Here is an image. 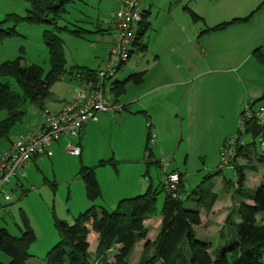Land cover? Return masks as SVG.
<instances>
[{
    "label": "rangeland",
    "instance_id": "obj_1",
    "mask_svg": "<svg viewBox=\"0 0 264 264\" xmlns=\"http://www.w3.org/2000/svg\"><path fill=\"white\" fill-rule=\"evenodd\" d=\"M140 2L141 11L150 9V29L142 38V43L147 44L146 50L144 52L134 51L129 59L130 63H135L136 59L140 58L138 63L131 64L134 71L142 66L143 61H148L151 55L169 52L173 46L182 50L181 55L183 57L193 58L195 62L199 63L201 55L194 40L200 33L202 22L192 23L191 19L193 20V18L189 12L187 14L186 7L198 13L210 26L212 24L210 23L212 20L211 14L221 11L222 15H224L228 0H142ZM28 5L22 0H0V21L8 15L24 18L26 11L29 9ZM256 7L257 5L249 10H254ZM119 9L120 3L116 0H79L66 8V12L61 16L62 20L58 22V27L62 28L67 25L70 29L74 28V26L78 29H83L86 38L83 40L76 36L74 37L66 30L56 31L57 34L55 35H58V38L63 43V55L66 62L64 68L66 72L62 75V79L55 82L50 89V94L43 105L46 110H55L60 103L56 102L57 100L64 103L70 102L75 97L77 90L82 88L79 87L77 81L72 80L75 73L72 74V77L68 74L72 67L95 68L101 62L102 57L105 60L108 59L109 55L107 52H109L115 39L111 14L116 13ZM263 16L264 8H262L259 16L253 18V21L259 20L258 28L262 29L264 28V18L261 19ZM11 24L6 26L10 27ZM46 31L51 32L52 27L44 24H29L25 20L16 22L15 32L17 34L0 38V65L21 57L22 66L26 68L31 65H37L46 74L50 70L48 49L44 44ZM206 41L209 40L205 37L201 40L202 43H206ZM259 44L264 46V36ZM244 48L245 52L248 53L247 43ZM253 59L254 57L249 58V55L245 56L238 72L230 67L234 77L214 75L212 78L207 77L202 80V88L197 90V96L195 95L194 99L197 102L194 103L192 111L197 118L196 126H189L187 120L182 121L183 137L180 145L178 144L180 140L178 119L174 122L175 117L172 118V116L171 121L160 120V125L165 126L161 129L162 135L164 133H177V136L175 140L171 141L170 149L155 150V156L160 160L161 163L159 162V164L161 165L159 166L158 163V165H151L149 167L150 176L145 173L146 166L141 169V165L138 163L140 161L145 162V158L136 149L139 143L138 139H140L138 135L140 127L138 120L132 118L121 126L115 127L108 120V117L111 119L110 116H101L103 117V122H101V117H98L97 120L101 122V125L98 130L89 136L84 149H89L87 154H85L86 160L94 164V168L99 165V163L97 164L94 161L97 152H101L99 154H103L107 159L105 166H100L98 170L94 169L95 179L98 180L104 193L103 207L107 210H113L116 207L118 199L114 203L111 197L116 193L115 189L120 187L123 190L132 189L141 193L149 188L150 182H153L154 188H158L163 183L162 167H165L164 170L166 172H171L173 169L179 170L180 173H183L186 183L191 184L193 182L194 185V182L198 184L204 180L205 184L210 185L213 191L221 192V187L216 183L218 181L217 177H214L213 180L211 179L212 177L206 179L209 176L206 174L216 172V167L220 166L221 145L217 147L218 142L225 137L227 139L230 136V138L235 137L240 127L241 141L245 147L252 148L253 144L250 137L244 135L243 123H241L239 113L242 108L254 101L256 103L255 109L264 108V63L256 58L258 65ZM112 61L114 60L112 59ZM227 66L226 61V64L218 67L229 68ZM148 68L152 69V71L149 76H145L143 86L140 84L137 86L132 82L125 84V92L119 97L121 104L132 103L131 101L136 99L141 93L149 90L150 85L147 83L153 73L152 64ZM127 69L128 66L123 65L122 70L115 78L123 80L129 75H125ZM94 71L96 70L94 69ZM236 76H242L244 79L243 84H241L243 85V104L239 110H237V105L233 101V97L240 93V83H238L239 86L234 85ZM114 80L112 78L109 79L106 85L109 86ZM7 83L15 92H19L13 80L9 79ZM170 93L172 97H175L177 89L173 88L172 91H169L166 98H168ZM70 97L71 100L68 101ZM106 97L113 99L110 94H107ZM132 106L135 109L134 104ZM24 110L25 115L21 119L22 121L16 124L11 132V140L15 139L16 133L24 130L30 131L40 122L42 123V119H40L41 110L37 106L26 104ZM203 114H205V119L202 120ZM1 118H3V113H0ZM144 125L146 126L145 122ZM151 130L153 131V129ZM187 133H190L193 138L191 142H187L184 138ZM196 141H202V143H195ZM257 142H255V146L261 150L260 142L258 144ZM64 143L61 147L52 146L50 148V157L42 156L36 160L37 162H30L31 166L24 169L26 178L19 181L22 183V187H17L14 180L11 182L9 186L11 202L4 210H0V229H5L12 236L20 237L21 231L24 229L22 219L25 218L34 233L35 242L30 244L29 253L32 257L28 259V264H45L44 256L59 241V234L55 228L56 221L72 224L74 217L90 206V202H88L89 206L87 207L84 184L77 176L82 168L81 166H83L82 160L66 152V142ZM7 144H9L8 140H0V150H3ZM107 150L108 155H106ZM111 150H114L115 154ZM141 157L142 159L134 161ZM128 161H132V163L129 165L122 164V162ZM238 161L240 164L247 163L241 159ZM168 164L169 167L166 166ZM252 165L258 164L253 162ZM135 167H139L138 171L135 170ZM202 169L207 171H201ZM258 169L259 172L263 173V166H258ZM231 172L223 169L218 174L221 180L226 178L232 181L234 173ZM243 173L247 177L252 174L248 169L244 170ZM190 184L184 187L186 192H189L190 188L195 186L191 184L190 187ZM164 198L165 194L163 192L157 196V201L155 202L158 212L161 209ZM237 198L239 196L235 195V197H232V201L228 199L223 201L225 206H223L222 212L226 217L234 216V207L237 206L236 201L239 200ZM159 220L157 216V218L146 222L148 240L156 238L158 226H160ZM214 227L215 225L212 226L213 229L210 231L196 228L195 233L200 240L202 237L205 240L209 239L208 241L211 242L210 250L214 249L216 252L220 244V240L217 237L220 230L217 229L218 227ZM217 230L218 232H216ZM89 241H92V236H90ZM142 244L143 242H139L135 246L134 252L128 259V264L138 263ZM8 260V256L0 252V263H7Z\"/></svg>",
    "mask_w": 264,
    "mask_h": 264
},
{
    "label": "trees",
    "instance_id": "obj_2",
    "mask_svg": "<svg viewBox=\"0 0 264 264\" xmlns=\"http://www.w3.org/2000/svg\"><path fill=\"white\" fill-rule=\"evenodd\" d=\"M22 1L29 4L25 17L8 15L2 19L0 38L16 35L15 23L18 21L25 20L29 24H44L52 27L51 32L46 31L44 34L50 70L45 74L37 65L25 68L21 64V57L0 65V113H3V118L0 119V140L9 141L6 149L15 140H11V132L14 126L22 121L25 115L24 106L33 104L42 110L53 84L61 80L66 72L63 43L58 35H55L56 31L66 30L74 37L83 40L86 38L83 29L75 26L70 29L67 25L58 27V22L62 20L61 16L66 12V8L79 0ZM263 4L264 1L255 11L243 18L232 19L213 28H207L204 32L216 31L237 23L247 24ZM149 12L150 9L140 13L142 19L133 44V48L137 49L130 51L131 55L134 51L144 52L147 48V44L142 43V38L150 29ZM187 12L195 21L203 20L197 13ZM8 24L11 26H6ZM255 55L257 60L264 63V54L261 50L257 49ZM74 73L72 80L80 84L89 82L93 86L98 85L96 79L98 71L74 66L68 74L72 77ZM143 76L144 72H140L130 74L123 80L115 79L109 84L107 91L114 102H118L117 99L125 92V84L127 82L141 84ZM9 79L13 80L19 92H15L10 87L7 83ZM255 105V102L249 104L252 112L255 111ZM243 114L244 110L241 112V117ZM242 123L244 135L250 137L253 147L244 146L239 127L236 134L235 154L230 160L232 167L228 169L234 173V176L232 181L223 178L227 187L235 190L232 192V197L237 195L239 200L234 207V216H227L224 226L219 231L217 237L220 244L216 252L214 249L210 250L211 242L203 238L198 239L195 233L196 228L203 222L200 210L203 209L207 213L216 201V194L210 185L205 184V181L186 192L182 176L177 172L180 182L174 194L167 192L162 183L158 188L145 189L144 193L132 199H122L116 203L113 210H107L95 204L101 200V192L95 179L94 168L82 166L77 176L84 184L85 197L90 202V207L74 217L72 224L55 222L59 241L44 256L45 264H128V259L139 242L143 244L137 264H264V174L254 189L249 190L243 186L244 170L248 169L251 173H256L259 171L258 166L264 167V150H259L255 146L256 141L258 144L264 140V124L259 125L255 118ZM149 151L147 142L144 151L146 159L150 157ZM240 159L247 163L240 164L238 161ZM253 162H257L258 165H252ZM104 163L105 161H102L100 165ZM162 192L165 198L158 212L155 201ZM157 216L161 220L157 236L153 240H148L146 222ZM22 220L24 229L20 237L12 236L5 229H0V252L9 258L7 263L0 264H28V259L32 257L29 248L30 244L35 242V236L25 218ZM91 233L96 235V241H89Z\"/></svg>",
    "mask_w": 264,
    "mask_h": 264
},
{
    "label": "crops",
    "instance_id": "obj_3",
    "mask_svg": "<svg viewBox=\"0 0 264 264\" xmlns=\"http://www.w3.org/2000/svg\"><path fill=\"white\" fill-rule=\"evenodd\" d=\"M261 1L262 0H228L227 8L224 9V11H225L224 15H222L221 11H218L216 13L211 14L212 20L210 23H212V24L210 26L207 24V22L204 19L202 21L201 20L195 21L194 19L193 20L191 19L192 23L202 22L201 23L202 25H200V27H201L200 33L196 36V38L194 40V43L198 48L197 50L199 51V53L201 55L199 63L195 62V59H193V58L188 59L186 57H183L181 55L182 50H180V48H178L176 46H173L171 48V50H169V52H164L162 54L156 53V54L151 55L150 59L148 61L146 60L145 62L143 61L142 66L140 68H138V70H135V71L132 70L131 64L138 63L140 61V58L138 57L136 59L135 63L134 62L130 63L129 60L126 62L128 69L126 70V74L124 72L125 75L144 72V76H143L144 79L140 85H142L145 82V76H149L150 72L152 71V69L148 68V66L150 64H152L153 73H152V76H150V79L147 83L150 85V88L146 92L141 93L136 99L131 101L132 103H129V104L123 103L124 105L123 104L122 105L124 106V109H125L124 112H122L120 114H116V116L108 114V113H103V115L110 116L111 119L108 117V120H110V122L113 123V125L115 127L121 126L127 120H130L132 118L138 120V123L140 124L139 130H138V135L140 136V139H138L139 143H138V146L136 147V149L139 151L140 155L144 158H145V152L144 151L146 149V144H147L148 139H149L148 135L149 134L154 135L155 146L153 148H151L149 151L150 157H148L147 159L145 158L144 163H143V161L138 162L141 165L140 166L141 169H142V167L146 166V171H145L146 175H148V176L151 175V172L149 169V167L151 165H155V164L158 165L160 162V160H158L157 157L155 156V150L161 149L163 151V149H170L169 146L171 145V141L175 140L176 136H177V133H173V134H171V133L165 134L164 133V135H162L161 129H163L165 126L160 125L161 119L171 121L172 116H173L172 118L175 117L174 122H176L178 119V123H179L178 126L180 128L179 129L180 140H179L178 144L180 145V143L182 142V137H183L182 126H181L182 121L187 120L189 123V126H191V125L196 126L195 124L197 123V118H196V115L194 113H192V111H193L194 103L197 102L196 100H194L195 95L197 96V90H198V88H202V85H201L202 80H204L207 77L212 78V76H214V75H224V76L234 77L232 75V71H230V69L231 68L235 69L237 72L240 71L241 64L243 62L242 59L247 55H249V58L254 57L253 60L258 64V62L256 60L257 57L255 55V51L257 49L261 50L262 52L264 51V46H260V44H259V43H261L263 36H264V28L263 29L258 28V23H259L258 21L259 20L257 19L256 21H253V18L255 16H259V14H261L262 8H264V4L262 5L261 8H259L258 11H256L253 14L252 18L250 19V22H248L247 24H238L237 23V24L229 25L225 28H222V29H219L216 31H212V32H204V30H206L207 28H213L219 24L228 22L232 19L243 18V17L247 16L248 13L250 14L251 12L255 11L256 8L260 4H262ZM256 5H257V7L254 8V10H249L250 8L252 9V7H254ZM187 11L194 12V10L188 9V7H186V12ZM187 14H188V12H187ZM263 18H264V16L261 19H263ZM113 33H114V31H113ZM202 36L207 38L209 41H206V43H202L201 42V40L203 38ZM246 43L248 44V49H247L248 53L245 52V48H244L246 46ZM112 46H113V44H112ZM134 48H133V50H134ZM135 49H137V48H135ZM226 61L228 64L227 67H229V68L224 69V68L218 67L219 65L226 64ZM104 62H105V59L102 57L101 62H99L95 68H89V67H85V68H87V69L89 68V70H92V71H94V69L96 71H101L105 67V66H103ZM82 67H84V66H82ZM122 68L117 72V74L122 70ZM235 78H236L235 79L236 83L234 85L239 86L238 83H240V90H239L240 93L238 95H236L235 97H233L234 98L233 101L237 105V110H239V109H241L242 104H243V98H242L243 97V85H241V84H243L244 79L242 76H236ZM108 80L105 81V83H104L105 87H103V91L105 92V95L109 94V91H107L109 89V86L106 85ZM116 80H121V79L117 78ZM82 84H84V82L81 84L78 82L79 86H81ZM137 86H139V84ZM173 88L177 89V95L175 97H172L171 93H170L168 95V98H166V95L169 93V91H172ZM106 92H107V94H106ZM109 99L113 100L111 98H109ZM119 99L120 98L117 99L118 103H122L121 100H119ZM70 100H71V97L68 101H70ZM56 102H60L57 105V108L55 110L52 109V110H47V111L52 112V113L59 112L61 110L63 104H65L64 102H61L60 100H57ZM132 104H134L135 109H133ZM242 109L240 110V113H239L240 119H241ZM42 110H46V108L43 107ZM103 115L99 114L96 117L98 118V117H101ZM118 116H120V117H118ZM203 119H205V114H203V116H202V120ZM101 122H103V117H101ZM101 122H98V120H96L94 122L92 121V122L87 123L86 126L84 127V129H82L83 131H82L79 139H77V140H71V139H65L64 138V139H61L59 142H56L52 146L55 147L57 145V146L61 147V145L65 144L64 142L72 143L73 145L80 148L79 155H77L75 157H79V159L82 160L83 167L94 168L95 165L86 160L85 154H87L89 149H84V148L87 145L86 141L88 140L89 136L92 133H94L96 130H98V128L101 125ZM144 122H145L146 126L144 125ZM148 124H149V126H148ZM39 127H41V122L36 127L31 129L30 131H33ZM151 129H153V131ZM26 132H29V130H27V131L24 130V131L18 132L15 135H19V134L26 133ZM184 138L187 140V142H191V140L193 139L190 133H187V135ZM226 139H227V137H225L222 141L218 142L217 147H218V145H221V147H222L223 143L228 140V139L227 140ZM195 143L200 144V143H202V141H200V142L196 141ZM6 147L3 150H0V154L4 150H6ZM215 149H216V147H215ZM111 151H113L115 154L114 150H111ZM99 153H101V152L96 153V156H95L96 158L94 160L97 162V164L99 163V165L96 166L97 168H94L96 170H98L100 168V166H105L107 163L106 162V160H107L106 156H104L103 154H99ZM107 153H108V150L106 151V155H108ZM142 157L139 159H135L134 161L140 160V159H142ZM38 158L39 157L34 158L32 160V162L33 163L37 162L36 160ZM102 161H105V163L103 165H100V162H102ZM134 161H133V163H134ZM96 162H93V163H96ZM131 163H132V161L122 162V164H127V165H129ZM160 165L161 164H159V166ZM30 166L31 165L28 164V166L26 168H28ZM167 166L169 167V164ZM138 169H139V167H135L136 171H138ZM222 170L223 169H221L219 166H217L216 170H215L216 172H211V173L206 174V175H209L207 177H212L211 178L212 180L214 177L218 178V181L216 183L221 187V189H220L221 192L217 193V192L213 191L216 194V201L213 204L210 211H208L206 213L203 209L200 210L199 213H201V216L203 218V222H202V224H200L199 227H197L199 230H204V231L209 230L210 231L211 229H213L212 228L213 225H215L214 228L218 227L217 229L220 230L219 227L220 226L223 227L224 226L223 223H225V221H226L227 217L222 212L223 211L222 208H223V206H225V203H223V201H226L227 199L229 201H232V193H230V192L231 191L233 192V190L227 187V184L224 183V179L221 180V177L219 176L218 173H221ZM173 171H175L176 173L177 172L180 173V171L177 169L171 170V172H173ZM201 171H205V170L202 169ZM263 174H264V172L261 173V172L257 171L256 173H252L249 177L245 176V182H244V185H246L245 187L249 190L254 189L257 186V184H259V182L262 180ZM180 176H182L181 179H182L184 187L189 186L190 183L185 182V177L183 176L182 172L180 173ZM254 176H256V177H254ZM201 183L202 182H199L198 184H196V182H194V185L198 186ZM191 184L193 185V182H191ZM191 184H190V187H191ZM99 187L101 189L100 190L101 200L97 204H101L100 206L103 207V205H104V201H103L104 193L102 192L103 189L100 186V184H99ZM149 187L154 188L153 182H150ZM194 187H191L190 189L192 190ZM115 191H116V193L114 194L113 197H111L112 200L114 201V203H116V199H118L117 200V203H118L122 199H127V198L132 199V197L137 196L141 193H144V192H141V193L135 192L132 189L131 190H129V189L123 190L122 187H120L119 189H115ZM230 195H231V197L229 198ZM86 201H87V207H88L89 201L87 199H86ZM159 221L161 222V220H159ZM216 225H219V226H216ZM218 230L216 232H218ZM90 236H92V241L93 240L96 241L97 237L94 233H91ZM90 236H89V238H90ZM202 238L205 239L204 237H202Z\"/></svg>",
    "mask_w": 264,
    "mask_h": 264
},
{
    "label": "built area",
    "instance_id": "obj_4",
    "mask_svg": "<svg viewBox=\"0 0 264 264\" xmlns=\"http://www.w3.org/2000/svg\"><path fill=\"white\" fill-rule=\"evenodd\" d=\"M120 9L111 14L114 24L115 41L108 53V59L104 62V69L98 71V85L93 86L89 82H84L75 94V97L62 106L56 113L43 110L41 114V127L18 135L13 143L0 154V210H4L11 202L9 186L14 180L17 187H22L21 179L26 178L25 170L28 164L37 157H50V148L61 139H79L82 129L89 122L97 120V115L108 113L111 115L124 112V106L117 101L110 100L103 91L104 83L108 79H115L117 72L129 60L133 50L136 32L141 22L140 1L142 0H117ZM112 59L114 61H112ZM122 66V67H121ZM79 78V76H77ZM244 114L241 123L250 119H256L259 125L264 124V108L254 109L247 105L243 108ZM154 135L148 139V147L155 146ZM237 136L230 138L220 148L221 169H231L230 160L235 154ZM264 150V140L260 143ZM66 152L77 156L80 148L67 142ZM167 166V165H166ZM163 170L164 189L174 194L178 189L180 177L176 172H166Z\"/></svg>",
    "mask_w": 264,
    "mask_h": 264
}]
</instances>
